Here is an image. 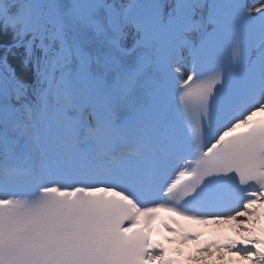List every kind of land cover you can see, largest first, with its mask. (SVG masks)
Returning a JSON list of instances; mask_svg holds the SVG:
<instances>
[{"label": "snow or ice", "instance_id": "snow-or-ice-1", "mask_svg": "<svg viewBox=\"0 0 264 264\" xmlns=\"http://www.w3.org/2000/svg\"><path fill=\"white\" fill-rule=\"evenodd\" d=\"M259 115L264 0H0V264H264Z\"/></svg>", "mask_w": 264, "mask_h": 264}, {"label": "bare ground", "instance_id": "bare-ground-1", "mask_svg": "<svg viewBox=\"0 0 264 264\" xmlns=\"http://www.w3.org/2000/svg\"><path fill=\"white\" fill-rule=\"evenodd\" d=\"M264 116V115H259ZM264 212V209H260ZM261 225H264V219H261ZM189 228L198 235V240L201 241L198 244L196 241L182 242L180 238L169 234L167 239L160 244L166 251L168 255H171L180 264H226L229 260H237L238 258L231 256L229 253H218L215 250L212 251L211 256H199L197 254V248L208 242L222 241L227 239H238L236 233V224L226 223V224H210L209 227H205L202 224L197 226H189ZM223 255L225 257L224 261L217 260L216 257Z\"/></svg>", "mask_w": 264, "mask_h": 264}]
</instances>
